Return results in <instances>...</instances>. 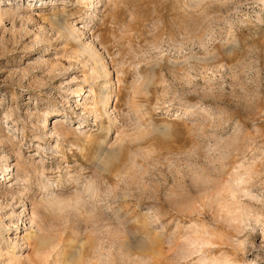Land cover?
Here are the masks:
<instances>
[{
  "label": "rangeland",
  "instance_id": "obj_1",
  "mask_svg": "<svg viewBox=\"0 0 264 264\" xmlns=\"http://www.w3.org/2000/svg\"><path fill=\"white\" fill-rule=\"evenodd\" d=\"M0 183V264H264V0H0Z\"/></svg>",
  "mask_w": 264,
  "mask_h": 264
},
{
  "label": "bare ground",
  "instance_id": "obj_2",
  "mask_svg": "<svg viewBox=\"0 0 264 264\" xmlns=\"http://www.w3.org/2000/svg\"><path fill=\"white\" fill-rule=\"evenodd\" d=\"M94 117H95V116H94ZM0 184H1V183H0ZM1 192H3V191H0V193H1ZM5 192H6V191H5ZM7 193H8V192H7ZM106 206H108V205H106ZM106 209H108V207L105 208V209L103 208V209H101V210H102L103 212H106V211H107Z\"/></svg>",
  "mask_w": 264,
  "mask_h": 264
}]
</instances>
